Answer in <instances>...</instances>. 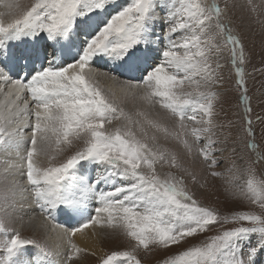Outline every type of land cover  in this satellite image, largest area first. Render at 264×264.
<instances>
[{"label": "snow or ice", "instance_id": "1", "mask_svg": "<svg viewBox=\"0 0 264 264\" xmlns=\"http://www.w3.org/2000/svg\"><path fill=\"white\" fill-rule=\"evenodd\" d=\"M225 48L245 104L242 140L216 122L214 58ZM246 59L216 0H0V264H77L88 249L73 237L89 228L130 242L93 250L96 264H142L140 250H163L159 264H264V130L258 144ZM170 139L211 176L233 173L225 191L252 207L201 204L185 183L196 175L161 144Z\"/></svg>", "mask_w": 264, "mask_h": 264}, {"label": "rangeland", "instance_id": "2", "mask_svg": "<svg viewBox=\"0 0 264 264\" xmlns=\"http://www.w3.org/2000/svg\"><path fill=\"white\" fill-rule=\"evenodd\" d=\"M28 2V0H23ZM220 4L221 8L227 5V19L230 21V27L234 34L240 37L246 53V61L243 65L244 68V81L247 87V95L250 98L249 103L252 109L250 115L252 118V127L255 133V139L258 144L262 141V130H264V0H216ZM219 60L221 68L218 69L220 75L223 76V83L217 89L219 99L216 103V122L222 123L227 126L228 122H232L233 137L237 139H246L244 133V120L245 116V104L240 100L241 89L237 84L238 77L236 76L235 69L230 63L229 53L225 48L218 57L214 58ZM100 69L101 72L108 70V68L99 62L94 65ZM125 79V77H121ZM101 83V81H100ZM105 88L106 85L101 83ZM128 109H132V105H128ZM260 119H257V118ZM189 123V127H192ZM226 130H228L226 128ZM179 131V129H177ZM191 141V136H188ZM161 144H166L167 147L176 152L180 158V162L184 167L188 168L190 172L196 175V181L191 179V176L185 174V183L188 189L195 194V198L203 205L212 206L223 214L229 211H242L249 210L250 206L246 201L233 200L228 192L225 191L228 187V181L233 178V173L225 172L223 176L214 177L209 173L211 170L201 163L202 158H189L179 142L175 140L163 141ZM241 148L243 143L241 142ZM251 150L240 152V155L246 156ZM228 155L227 153L225 154ZM239 164L240 161H237ZM227 167V162H222L215 170L224 172ZM257 167V178L260 176V171L264 169V164H259ZM167 170V168L165 169ZM177 175L183 174L180 169H172ZM247 176L241 172L239 174V180L237 183H243L246 181ZM201 185H204L201 187ZM258 210V209H256ZM37 213V212H36ZM32 215L27 213V216ZM25 220H27L24 217ZM19 226V225H17ZM27 228L25 225L23 231L25 235L34 236L36 239L49 242L48 234H45L39 230ZM214 233H207L205 235H212ZM122 236V235H121ZM124 237V236H123ZM205 239V236H198L194 240L190 239L189 244L198 243ZM121 238L119 234L110 233L106 230V233L102 236V247L104 251L107 250H124L130 247V242H120ZM126 240V239H125ZM186 246V245H185ZM31 251V250H30ZM178 249L172 247L168 250L167 254L177 252ZM88 256V253H85ZM166 255L163 250H153L152 252H144L140 250L138 252V258L141 259L142 264H159V261ZM84 256V253L81 254ZM93 257L92 255H90ZM77 264H83L77 261ZM85 264H96V257L89 259Z\"/></svg>", "mask_w": 264, "mask_h": 264}, {"label": "bare ground", "instance_id": "3", "mask_svg": "<svg viewBox=\"0 0 264 264\" xmlns=\"http://www.w3.org/2000/svg\"><path fill=\"white\" fill-rule=\"evenodd\" d=\"M97 68V67H96ZM100 68V67H99ZM98 68V69H99ZM107 71V70H106ZM126 78V77H125ZM101 83H104V85H106V87H115L118 89V85H112L110 81H107L103 78L100 79ZM35 211L37 212L38 215V209H35ZM27 213H31V211L27 212ZM27 214L25 215V218L27 219ZM58 222L59 223H66L65 218L63 216H58ZM75 224V221H73V225ZM66 226H72V225H67ZM27 228L33 229L32 227L27 226ZM36 230V229H35ZM34 230V231H35ZM106 233V230H101L99 228H97L95 230V232L89 228V229H85L82 233H77L74 237H73V241L79 245L81 248H85L88 249V256H86V254L84 253V256H80L79 257V261L82 262L83 264H85L87 262V260H91L94 259V256L91 257V252L93 250L97 251V253L99 254L100 250H103L102 247V236ZM116 234V233H114ZM120 242H123L125 244V242H128L127 238L123 237L120 235ZM48 239L49 242H51L52 245H54L55 243H57L58 241L56 240L55 234H48ZM126 239V240H125ZM60 243H62L63 245L66 246L67 241L66 239L64 241H61Z\"/></svg>", "mask_w": 264, "mask_h": 264}]
</instances>
